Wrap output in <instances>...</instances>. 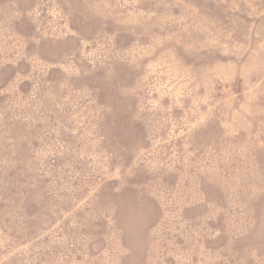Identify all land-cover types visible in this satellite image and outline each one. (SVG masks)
Returning <instances> with one entry per match:
<instances>
[{
	"label": "rangeland",
	"instance_id": "1",
	"mask_svg": "<svg viewBox=\"0 0 264 264\" xmlns=\"http://www.w3.org/2000/svg\"><path fill=\"white\" fill-rule=\"evenodd\" d=\"M0 264H264V0H0Z\"/></svg>",
	"mask_w": 264,
	"mask_h": 264
}]
</instances>
